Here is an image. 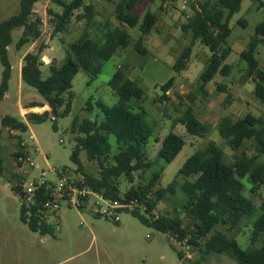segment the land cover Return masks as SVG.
I'll use <instances>...</instances> for the list:
<instances>
[{
  "label": "trees",
  "instance_id": "obj_1",
  "mask_svg": "<svg viewBox=\"0 0 264 264\" xmlns=\"http://www.w3.org/2000/svg\"><path fill=\"white\" fill-rule=\"evenodd\" d=\"M41 0H20V11L17 15L0 23V61L3 66V76L0 83V102L4 100L12 78L13 65L9 55V47L13 43L12 33L15 29H23L17 50H22L42 37L43 18L34 12L35 5ZM63 11L55 12L50 7L46 16L52 17L55 33L67 31L71 22L85 21L82 35L69 44L67 57L62 65L56 61L48 64L49 75L43 76V52L45 46L40 45L37 51L28 52L23 58L21 70L22 81L36 89L43 97L45 104L33 102L28 108H43L49 106L50 111L42 114L28 113V123H45L52 115L55 121L59 117H67L71 113L73 99V81L80 71L89 76V85L93 83L104 67L117 53L127 50L131 45V36L127 29L138 28L141 35L134 44V51L143 60L150 55L145 45V38L156 27L157 17L147 12L143 18L135 13L139 0H121L115 5V18L119 26H111L108 22L100 24L97 20L98 12L92 4L85 5V0H72L66 4L61 0H52ZM244 0H194L190 9L193 17L187 19L181 26L183 33L190 34L192 39L189 46L181 52L173 69L181 74L189 67L190 59L197 43L208 47L211 57L208 59L204 71L199 77V91L207 96L206 87L216 75L229 76L232 66L226 64L232 54L228 39L232 34L230 23L241 8ZM258 4V9H264V0H251ZM82 13L76 14L78 11ZM246 26V21L239 22ZM93 28H100L103 38L91 35ZM127 28V29H126ZM264 43V21L255 28L248 47L241 52L240 57L246 62L247 68L242 76V82L252 81L255 84V95L264 101V71L256 57L257 50ZM176 77L171 78L161 87L162 95L156 97V103L165 104L170 100L167 94L175 86ZM109 87L117 94L118 103L108 106L99 101L97 108L101 111L100 122L90 119L81 120L76 117L72 122L71 132L74 135L76 146L73 150L72 161L79 167L77 173H83V184L90 186L94 191L103 194L108 200L119 201L136 199L139 206L130 211L144 226L158 232L178 234L180 238H189L195 249L200 248L203 255L194 262L200 264L205 256L211 254H227L238 264H264V243L261 247H254L264 235V204L260 213L254 202L244 195V179L251 184L250 193L257 195L264 188V118L248 115L244 119L234 120L224 118L218 124V132L233 152L240 151L245 144L251 143L253 153L250 157H236L234 162L226 160V153L215 143L210 142L204 151H196L179 170L176 178L166 188L154 190V186L161 178L164 167L152 174L149 184L145 188L131 186L121 194L120 179L134 184L135 174L150 170L153 163L148 160L147 147L153 135L152 129L146 120L147 113L142 106L145 99V90L127 76L125 66H120L109 82ZM231 97L227 96V103ZM90 104L89 109L92 110ZM135 110H138L136 112ZM176 123L182 124L187 133L197 137L211 132L209 125L201 122L193 109L188 108ZM1 126L11 127L22 134L28 131V125L20 119L5 116ZM54 129L57 126L54 124ZM111 137H115L117 154L113 163L107 162L114 151ZM159 142V140H157ZM26 143L25 147L21 144ZM29 141L20 138L15 158L21 155H30ZM186 142L184 138L171 131L161 142L159 157L165 163H172L182 152ZM81 151L87 153L90 161L99 163L98 177L87 175L79 162ZM0 160V172L3 171ZM182 178V184L178 179ZM22 180L13 186V190L22 196ZM179 188L183 204L182 209L191 219L192 228L188 230L179 216H156L159 204L169 195L176 194ZM46 194V195H45ZM49 196L43 189L39 190V198L35 205L27 208L21 204V221L30 231L42 236L54 235L55 228L48 224L42 208V201ZM22 201V197H21ZM22 203V202H21ZM257 216L252 222V236L250 248L244 249L239 242L227 233L218 230L219 226L228 227L232 231L241 225L250 215ZM179 258L182 255L178 253Z\"/></svg>",
  "mask_w": 264,
  "mask_h": 264
},
{
  "label": "rangeland",
  "instance_id": "obj_2",
  "mask_svg": "<svg viewBox=\"0 0 264 264\" xmlns=\"http://www.w3.org/2000/svg\"><path fill=\"white\" fill-rule=\"evenodd\" d=\"M48 0H41L47 2ZM50 1V0H49ZM66 4L72 0H61ZM121 0H86L85 5L92 4L98 12L97 20L100 24L109 23L111 26H119L115 18V5ZM168 0H139L135 11L142 17L152 10L156 11L160 6L163 18H160L159 25L146 38V46L150 50V55L141 60L134 51V44L139 39L141 33L138 28L127 29L131 36V45L127 50L120 51L111 60L104 64L102 72L98 78L89 83V76L85 71H80L73 81V99L71 113L67 117L56 119L50 115L45 123H28V131L19 133L14 139L0 124V160H2L3 171L0 172V264H195L200 260L203 252L200 248L193 252L195 261L188 262L179 258V251L173 246L170 234H164L154 229L148 228L140 223L129 212L120 214L121 222L118 224L112 220L97 217L88 210L77 211L73 208L63 206L56 213H51L47 217L48 224L55 228L54 235L42 236L39 233L30 231L27 225L21 221V196L12 188L18 184V180H33L38 178L39 170H34L29 174L22 173L16 164L14 154L18 151V141H29L33 138L35 146L29 143L32 160L41 165L42 169L51 168L71 170L76 179L84 178L83 173H77L79 167L73 163L71 157L76 146L74 135L71 132L72 122L78 117L81 120L90 119L100 122L102 120L101 111L96 103L101 101L108 106L118 103L117 94L109 87V82L120 66H125L127 76L130 80L137 82L145 90V99L141 103L145 109L146 120L150 125L153 135L147 147V157L153 163L150 170L135 174L134 184H130L124 177L120 179L121 194H125L131 186L145 188L152 174L162 167L161 178L153 187L154 190L166 188L176 178L179 170L186 161L196 152L204 151L210 142H215L225 153L229 163L234 162L236 157L245 154L250 157L253 153L251 143L238 152H233L226 141L218 132V123L221 114L228 109L234 118L242 117L248 109L259 111L260 103L257 101L253 91L254 84L249 83V89L242 90L240 78L247 68V64L240 57V52L246 49L251 38L255 34L256 26L264 21V9H258V4L251 0H244L241 10L233 17L230 27L232 34L228 39V45L234 51L229 56L226 64L232 66L229 76L216 75L214 80L206 87L207 96L199 91V77L205 69L207 60L211 57L208 47L197 43L194 47L188 70L181 74H176L173 66L176 57L180 55L184 47L191 42V35L183 33L181 26L186 23L187 15L192 14V10L186 13H179L174 9H164V3ZM49 7L55 12H62L63 8L55 4L52 0ZM37 8L45 12L42 3ZM39 9V10H40ZM20 11V0H0V23L17 15ZM83 10L77 13H82ZM76 13V14H77ZM39 15V13H37ZM43 35L33 47L34 51L40 45L45 46L43 61L46 64L43 70L44 78L49 75L48 64L56 61L57 65H62L67 57L69 44L76 41L84 30L76 26L75 18L67 31L55 33V25L52 17L43 18ZM246 21L244 27L239 22ZM85 26V25H84ZM92 37L103 38L100 28H93ZM22 29H15L12 33L13 43L9 47V55L13 65L12 78L9 83V91L2 102H0V122L5 116H12L21 120V108H26L33 102L45 103L39 92L26 85L20 75L21 57L28 50V47L17 50V44L22 36ZM161 42L158 48H153L156 40ZM257 58L262 60L264 66V46L259 47ZM176 56V57H175ZM49 59H47V58ZM3 66L0 61V83L3 76ZM176 77L179 83L174 87L169 95L170 100L165 104L155 102V98L162 95L161 87L171 78ZM217 83L229 85L231 88V100L226 101V93L217 89ZM222 95V97L220 96ZM194 99V101H190ZM93 105L92 110L89 109ZM213 105L214 110L208 115V106ZM188 106H192L197 117L211 127V132L207 135L191 136L187 133L182 124L176 123ZM48 107V106H47ZM238 108H241L240 110ZM244 109V112L242 111ZM49 109L40 108L39 112L33 110L29 112L44 113ZM138 112V110H135ZM261 113H252L264 118V103L260 108ZM54 124L57 129H54ZM182 136L186 142L185 147L178 157L170 164L165 163L159 157L161 141L171 132ZM159 140V142L157 141ZM114 151L108 157L107 162L113 163L114 155L118 153L116 139L111 137ZM38 151H36V148ZM79 162L84 172L92 177H98L99 163L90 161L87 153L81 151ZM50 180L55 181L51 175ZM182 184L183 179H178ZM244 195L250 198L256 208V213H260L264 204V188L257 195L250 193L251 184L248 179H244ZM183 197L176 188L175 195H169L163 200L156 212V216L165 215L170 217L179 216L185 227L191 230V219L186 216L182 209ZM243 220L240 226L228 231V227L219 226L218 230L235 238L242 248L247 249L252 246V222L257 216ZM264 243V235L254 244L259 248ZM200 264H238L227 254H211L205 256V260Z\"/></svg>",
  "mask_w": 264,
  "mask_h": 264
},
{
  "label": "built area",
  "instance_id": "obj_3",
  "mask_svg": "<svg viewBox=\"0 0 264 264\" xmlns=\"http://www.w3.org/2000/svg\"><path fill=\"white\" fill-rule=\"evenodd\" d=\"M194 0H168L164 3V9L168 11L169 8L178 11L179 13H186L190 10L191 3ZM189 19V16H186ZM10 136L16 137L20 135L18 130L11 127L4 128ZM29 143L35 146L33 138H29ZM22 147L26 146V143L21 144ZM36 151H38V148ZM16 164L18 169L22 173L28 172L31 174L34 170H39L40 175L38 178L33 177V180H22V204L27 208L35 205L39 198V190L43 189L49 196L46 200L42 201L43 211L48 217L51 213H56L63 206L76 209L77 211H86L89 209L97 217L112 220L116 223L121 221L120 214L124 212H130L139 206L136 199L126 200L123 198L119 201L108 200L103 194L94 191L90 186L81 184L84 178L76 179V176L72 175L71 170L51 168L45 170L41 168L39 163H35L30 155H21L16 158ZM53 175L55 181L49 179ZM46 195V194H45ZM173 240V246L176 247L179 253L182 255V259L193 262L195 261L193 252H195L194 246L190 243L189 238H180L178 234L168 233Z\"/></svg>",
  "mask_w": 264,
  "mask_h": 264
},
{
  "label": "crops",
  "instance_id": "obj_4",
  "mask_svg": "<svg viewBox=\"0 0 264 264\" xmlns=\"http://www.w3.org/2000/svg\"><path fill=\"white\" fill-rule=\"evenodd\" d=\"M86 1V0H85ZM163 1H165V0H163ZM50 2H51V0L49 1H47V2H39V3H37L36 5H35V8H34V12L35 13H39V16L41 17V18H45L46 17V10L49 8V5H50ZM139 2V1H138ZM40 3H42L43 4V6L45 7V12L44 11H42L40 8V10L37 8V6H38V4H40ZM138 4V3H137ZM137 6V5H136ZM136 8V7H135ZM135 11V10H134ZM148 12H151V13H153L156 17H157V19H158V23H157V25H156V27H155V29L154 30H156L157 28H158V25H159V20H160V18H163V16L165 15V14H163V12H162V9L160 8V6L159 7H157V9H156V11H152V10H150V11H148ZM135 13L136 14H138L136 11H135ZM192 14L190 15V14H188L187 16H189V18H192L193 17V11L191 12ZM78 14V13H77ZM145 16V15H144ZM143 18V17H142ZM44 20V19H43ZM73 23V21L71 22V24ZM71 24H70V26H71ZM85 25V21L84 20H81V21H77L76 22V26L78 27V28H80V29H82V30H84L85 29V27L86 26H84ZM114 27H117V26H114ZM18 29H21V28H18ZM23 30V29H22ZM153 30V31H154ZM152 31V32H153ZM151 32V33H152ZM150 33V34H151ZM149 34V35H150ZM148 35V36H149ZM146 38H147V36H146ZM146 38H145V41H147L146 40ZM37 43V42H36ZM36 43H34V44H32V45H30V46H28V50L26 51V52H24V54L22 55V57H21V62H20V75H21V70H22V65H23V58H24V56L28 53V52H33L34 50H33V47L35 46V44ZM147 42H145V44H146ZM191 43V42H190ZM160 44H161V42L160 41H158V39L156 40V43H155V45L154 46H152L153 48H158V46H160ZM190 45V44H189ZM188 45V46H189ZM262 46H264V43L263 44H261ZM260 45V46H261ZM259 46V47H260ZM147 48H148V46H146ZM187 47V46H186ZM186 47H184V48H186ZM248 47V46H247ZM26 48V47H25ZM232 48V47H231ZM149 49V48H148ZM184 50V49H183ZM182 50V51H183ZM233 50V49H232ZM245 49H243L242 51H244ZM234 51V50H233ZM241 51V52H242ZM259 51V48H258V50H257V54L259 53L258 52ZM194 52V51H193ZM241 52H240V54H241ZM181 54V53H180ZM257 54H256V57H257ZM176 57V56H175ZM179 57V56H178ZM178 57H176V60H177V58ZM192 57V56H191ZM47 58V57H46ZM47 59H49V58H47ZM258 59V58H257ZM191 60V59H190ZM208 61V60H207ZM259 61V60H258ZM262 60L261 61H259V63H260V68L264 71V66L262 65ZM190 64V63H189ZM206 64H207V62H206ZM189 68V67H188ZM188 70V69H187ZM246 70V69H245ZM232 72V71H231ZM244 73H245V71H244ZM243 73V74H244ZM231 74V73H230ZM243 74H242V76H243ZM242 76H241V78H240V84H241V86L240 87H242V90H244L245 88L246 89H249L248 87H247V85L249 84V83H253L252 81H248V82H242ZM224 77V76H223ZM22 79V78H21ZM179 83V81H175V86L174 87H176V85ZM254 84V83H253ZM217 89L218 90H220L221 92H224V93H226V100H227V96L229 95L230 97H231V94H230V92H231V88H230V86L229 85H222V84H219V83H217ZM254 86H255V84H254ZM174 89V88H173ZM173 89L172 90H170L167 94L168 95H170L171 94V92L173 91ZM206 92H207V90H206ZM253 93H254V95H255V88H254V91H253ZM220 96L222 97V95L220 94ZM255 97H256V95H255ZM256 99H257V101L260 103V106L258 107L259 108V111H257L256 109L254 110V109H248L247 111H246V113L242 116V117H240V118H234L233 116H232V113H230L229 112V110L228 109H226L221 115V118H220V120H219V123L224 119V118H227V117H229V118H232V119H234V120H239V119H244V118H246L248 115H253V116H255V117H262V116H257V115H255V114H253L252 112L253 111H255L256 113H258V114H260L261 113V111H260V108H261V105H262V103H264V101H261L260 99H258L257 97H256ZM190 101H194V99H191L190 98ZM32 104V103H31ZM41 104H45V103H42L41 102ZM30 106V105H29ZM188 108H191V109H193V111H194V108L192 107V106H188L187 107V109ZM34 109H40V108H28V107H26V108H21V115H20V117H21V120L23 121V122H25L27 125H28V122H27V119H26V115L28 114V113H34V112H29V111H31V110H33L34 111ZM44 109H49V106L47 107V105L46 106H44ZM186 109V110H187ZM215 108H214V106L213 105H209L208 106V108H207V110H208V115L210 116V115H212L211 113L213 112V110H214ZM239 110L241 109V108H238ZM48 111H50V110H48ZM242 111L244 112V109H242ZM194 113H195V111H194ZM38 114H42V113H38ZM184 114V113H183ZM195 115H196V113H195ZM197 116V115H196ZM263 118V117H262ZM199 119V118H198ZM200 120V119H199ZM201 121V120H200ZM202 122V121H201ZM218 123V124H219ZM205 124V123H204ZM207 125V124H206ZM174 132V131H173ZM225 141V140H224ZM162 142V141H161ZM121 222V221H120ZM119 222V223H120ZM118 223V224H119Z\"/></svg>",
  "mask_w": 264,
  "mask_h": 264
},
{
  "label": "bare ground",
  "instance_id": "obj_5",
  "mask_svg": "<svg viewBox=\"0 0 264 264\" xmlns=\"http://www.w3.org/2000/svg\"><path fill=\"white\" fill-rule=\"evenodd\" d=\"M40 111V109H34V112H39Z\"/></svg>",
  "mask_w": 264,
  "mask_h": 264
}]
</instances>
